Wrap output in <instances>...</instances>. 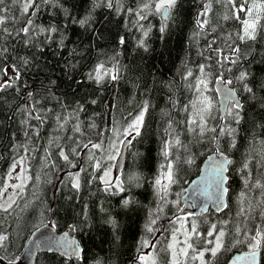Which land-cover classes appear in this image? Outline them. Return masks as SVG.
<instances>
[{"label": "trees", "instance_id": "16d2710c", "mask_svg": "<svg viewBox=\"0 0 264 264\" xmlns=\"http://www.w3.org/2000/svg\"><path fill=\"white\" fill-rule=\"evenodd\" d=\"M140 2L121 0L123 7L117 14L103 0H97L98 7L93 5L92 0H60L62 7L45 6L36 22L60 26L67 36L66 48H58L52 43L44 46L41 53L36 48L24 49L16 41L8 44L11 56L36 57L34 63L39 71L32 69L25 75V80L31 85L34 99L40 101L37 110L43 122L32 119L29 121L31 127L21 124L25 114L18 109L28 100L23 89L19 96L9 91L0 97V205H3L2 191L7 173L21 157L30 177L9 212L0 211V233L9 237L4 247L0 248V256L5 257L4 264H8L9 259L13 264L19 262V255L29 235L44 223L52 224L58 231L68 230L76 236L83 248L82 258L41 252L34 264H130L137 260L140 254L137 249L145 238L150 244L155 243L156 248H143L140 251L155 253L157 264H170L172 250L168 245L172 231L179 223L177 217L196 222L200 235L193 236L191 243L197 250L210 247L207 242L215 241V233L212 236L207 234L211 226L226 221L223 225V243L227 250L222 249L216 259L205 253V260H212V264H227L236 252L248 251L249 238L255 235L257 228L264 229V215H261L264 212V40L240 44V61L235 65L226 64L224 69L215 63L217 58L213 56L206 78L209 90L203 87L200 90L202 93L206 91L212 98L213 110L207 129L231 128L235 131L232 136L221 135L219 131H206L201 135L198 126L190 121L196 119L198 124L201 123L199 117L194 115L193 105L198 103L196 100L200 97L195 87L197 77L201 75L199 65L209 63L205 59L208 55L206 45L219 37L214 47H224V36L240 31L241 21H223L221 17L229 12V8L214 3L210 17L220 27L216 33L193 38L202 0H178L166 21L155 11L147 14L143 20H137L134 14L129 15L126 9H136ZM241 2L244 0H237L238 4ZM4 6L10 7L11 0H5ZM65 9L70 16L65 14ZM89 12L91 20L85 26L73 22ZM12 14L20 13L13 8ZM240 16L242 20L245 14L240 13ZM141 25L149 32L147 37H143ZM12 26L10 22L5 25ZM162 26H165L164 32L160 31ZM121 36L125 37L124 45L119 44ZM141 38L145 39L147 50L137 47V41ZM73 48L76 54L69 56ZM202 51L204 56L200 55ZM117 61L121 69L119 81L98 86L87 79V74L98 63L105 62V66L111 68ZM68 64L73 67L68 68ZM3 66V62H0V67ZM228 68L232 71H227ZM188 70H192L193 75L185 79ZM242 71L249 74L246 82L254 88L255 98L244 92V82L236 79ZM221 74L225 81H232L230 86L238 92L243 105L239 124L228 114L220 119L218 96L213 83ZM92 99L98 103L91 104L89 101ZM145 101L149 108L145 113L141 135L132 139L124 166L115 175L124 182L125 191L116 195L105 192L103 183L98 179L91 185L84 184L79 194L62 185L66 173L78 169L69 168L58 158L57 145L75 147V139L83 143L87 139L99 142L97 133L103 131L105 134L101 139L104 140L105 151L98 152L97 157L103 156V167L111 170L117 158L115 149L120 150L119 141L126 139L123 130L137 114L138 105ZM79 104L84 105V111L74 113ZM49 109L50 112L47 111ZM58 114L67 118L63 128L58 127ZM93 122L97 127L89 129L87 125ZM77 123L84 136L72 131ZM113 128L118 129L120 135L110 131ZM165 141L170 145L167 160L161 151ZM233 141L235 147L231 146ZM212 152H222L232 162L227 171V206L220 212L209 210L197 216L179 215L185 187L199 174L203 160ZM46 155L50 157L48 167H44ZM82 156L84 159L70 158L84 166L87 153H82ZM108 156H115V159L108 160ZM189 159L192 163H185ZM168 161L173 162L176 183L169 186L164 196L167 203H163L153 182L167 170ZM245 162L249 163L247 169L243 168ZM53 163L55 168L52 167ZM161 165L165 167L161 168ZM97 174L103 175V171L98 170ZM133 174L139 176V180L130 184L128 177ZM89 178L90 175L82 174V183ZM257 181L261 187L252 186ZM166 182L162 180V183ZM126 198H131L135 203L123 207L122 201ZM85 204L88 206V222L82 224ZM242 207L246 211L244 215H239ZM150 213L153 218L159 216L154 225L155 234L146 233L144 229ZM107 219L117 223L115 231L111 225L104 223ZM70 225H76L77 230L71 231ZM193 255L178 264H197L191 258ZM260 264H264V248L260 249Z\"/></svg>", "mask_w": 264, "mask_h": 264}, {"label": "snow or ice", "instance_id": "6c2138e0", "mask_svg": "<svg viewBox=\"0 0 264 264\" xmlns=\"http://www.w3.org/2000/svg\"><path fill=\"white\" fill-rule=\"evenodd\" d=\"M104 4L109 9H113L119 14L122 10L121 0H103ZM94 6H100L97 3V0H92ZM178 0H141L140 4L136 9L127 8L126 11L129 15H135L137 20H143L147 18V14L155 11L160 14L164 20L166 21L169 18V13L176 7ZM221 4L226 8H229V12L225 13L221 19L223 21H228L229 19H235L241 21L240 31L236 33H228L224 36V47H214L217 44V39L219 37L213 38L206 45V51L208 52L207 57L205 59L209 61L208 64H200L199 72L200 77H197V83L195 85L197 92L200 93V99L198 97L199 103L202 107L199 109L197 115L199 116V121L201 123L198 124L196 119L190 121L191 124L197 125L199 128V132L203 135L206 131L217 132L221 135L232 136L234 133V129H225V128H211L207 129L204 125L206 124L205 117L203 113H210L212 110V102L206 97L203 96V93L200 91L201 88H207L206 78L208 75V69L212 66L211 62L213 61V56L217 59L215 63L219 65L221 69L225 68L226 64L235 65L240 61V44H248V42H259L260 40H264V0H244V2L237 3V0H202V8L197 13L196 19V28L197 30L193 34V38H199L201 36H207L211 33H216L220 25L218 23L214 24L212 18L210 17V13L213 11V4ZM5 0H0V62H3L4 66L0 67V97H3V94L8 93L9 91H13L17 96H19L21 90H24L25 96L28 98L25 104L18 109L25 115L21 119L22 125H29V121L32 119L40 120L43 122L42 116L38 113L37 105L40 103L39 100L34 99V92L31 91V85L25 80V75L30 72L32 69H36L39 71L38 66L34 63L36 57L29 55H15L11 56L8 44L12 41H16L18 44H22L24 49H38L41 53L44 52V46H50L52 43H55L58 48H66L67 45L65 41L67 40V36L63 34L60 26L54 23L48 24H38L36 22L37 16L41 13L42 9L45 6L53 5L62 7L60 4V0H11V6L5 7ZM15 8L19 11V15L12 14V9ZM240 13H244L245 16L241 20ZM65 14L70 16L67 9H65ZM91 20V14H89L83 18H80L78 21L74 20L73 22L79 23L81 27L85 26ZM11 23L12 27H5L7 23ZM140 30L143 32V37H147L149 32L143 29V26H140ZM67 31V26H64V32ZM161 32L165 31V26H162L160 29ZM231 41V43H229ZM238 42V43H237ZM126 43L125 37L121 36L119 38V44L124 45ZM137 47L144 48L147 50L146 41L144 38H141L137 41ZM225 49H227V54H225ZM76 54V49L73 48L69 51V56H74ZM201 56H204V51L200 53ZM114 59V58H113ZM11 60L9 63L8 61ZM68 68H72L73 65L68 64ZM227 71H232L231 68L226 69ZM193 75L192 70H188L185 79L191 77ZM248 73L245 71L240 72L239 76L236 78L238 81L243 83L244 92L251 94L253 98H255L254 88L250 87L246 82L248 79ZM87 79L97 84L98 86H103L105 83L117 82L121 79V69L119 62L117 61L112 65L111 68L105 66V62L98 63L88 74ZM217 80L222 83L231 84L232 81H223L222 74L216 77ZM51 83H55L52 81ZM43 86V85H42ZM191 87V85H189ZM229 104L224 108V112L228 115H231L237 124L240 123L241 110L243 105L241 102L235 98L234 90H228ZM47 99V97H46ZM29 101H31L29 103ZM91 104H97L98 101L92 99L89 101ZM195 107V104L193 105ZM149 104L145 101L143 104L138 105V112L135 114L134 118L128 123L127 128L123 130V135L126 137L125 140L119 141L120 144L128 146L131 144L132 139L141 135V128L145 123V113L148 111ZM51 111V109L47 110ZM84 111V105L79 104V106L73 110L74 113H79ZM35 113V115H34ZM99 115V114H96ZM132 115L131 113L129 114ZM56 120L58 122V127L63 128L67 123V118L62 115H57ZM29 127H31L29 125ZM87 127L89 129H95L97 125L93 122L88 124ZM74 133L79 134L80 136H84V132L81 129L79 123L75 125L72 129ZM115 135H120V131L116 128L110 129ZM134 133V135H133ZM104 132L101 131L97 133V139L99 142H93L92 139H87L86 143H83L79 139H75V147L69 146L67 148L60 147L57 145L58 158L63 160L65 164L68 165L71 169H78L77 171H68L65 175L61 184L70 188V190L74 191L76 194H79L84 184L91 185L97 179L103 183L104 188L103 191L108 192L112 195H116L119 192H124V182L121 181L120 177L112 178L110 175L111 170L104 168V160L103 156L97 157L98 152H104V140L101 137L104 136ZM27 136V131L25 132ZM130 137V138H128ZM58 139V138H57ZM68 139H73V137H68ZM215 139V137H213ZM50 143H52L50 141ZM178 144L179 141L177 140ZM232 147H235V141H233ZM115 145L113 144V148ZM169 143L167 141L164 142L162 148V155L167 160L169 156ZM27 151V149H25ZM116 155H121L119 149H115ZM82 153H87L86 163L84 166H80L74 162V160L70 157H78L80 159H84ZM218 156L220 157V162L216 164L215 174L211 179V184L214 188L215 193V203L217 205V211H220L222 207H226L224 204V195L227 193L228 188L225 186L228 180L227 175H225L227 169L226 165L232 163L229 159H227L222 152H218ZM50 157L46 155L44 167H48V160ZM108 160L115 159V156H108ZM24 158L21 157L19 161H15L11 168L15 169L18 164H23ZM185 163L191 164L192 160L189 159L185 161ZM257 163H261L257 161ZM52 167L55 168V163L52 164ZM165 165H161V168H164ZM249 167V163L245 162L243 165L244 169ZM166 171L163 172L160 176H158L154 182L153 186L156 189L157 195L160 196V199L163 203H167L164 200V196L167 195L168 188L171 184L176 183L174 178V169L173 162L168 161L166 165ZM91 170V171H90ZM103 171V175H98L97 172ZM21 171L25 170L21 168ZM82 174L90 175V178L83 181L82 183ZM250 175V174H249ZM20 178L19 176L17 177ZM30 177L24 176L23 182H26ZM37 180L40 179L39 176L36 177ZM139 180V176L133 174L128 177V182L130 184L135 183ZM163 181H167L166 183H162ZM247 186V180L245 181ZM253 187H261L259 181L256 182ZM14 188H19V190L23 191V183L20 185H13ZM196 193L194 192V195ZM241 197H244V193L241 194ZM11 199V198H10ZM15 201L13 200L12 203ZM12 203H7L6 205H0V211L9 212L12 208ZM135 201L131 198L123 199L122 206L127 208L130 205L134 204ZM87 204L84 205L83 215L85 219L81 222L85 224L88 222V213H87ZM206 210V206H205ZM104 211V209H101ZM157 211H162V209H158ZM245 209L242 207L240 209L239 215H244ZM193 215L189 213V216ZM264 215V212L261 213ZM157 219L159 216L155 218L152 217V213L149 214V218L147 223L144 225V229L146 233L155 234L154 225L157 223ZM184 217H177V221L180 222V228L175 229L173 232V242L169 243L168 248L172 250V260L170 264H178L177 256L187 257L189 254V249H192L196 254L191 258L193 260H199L200 264H212V260H205V253H209L213 259L217 258L218 253L221 252L222 249H225V245L223 243V239L225 236V231L223 225L227 222H222L220 224H213L211 229L208 231V235L212 236L215 233V241H208L207 243L211 245L210 247H204L200 250H197L194 247V244L190 241L193 236H199L200 233L198 231V227L195 221L191 223L190 231L184 228ZM175 222V221H174ZM104 223L109 224L113 227L115 231L118 227L117 223L112 219H107ZM71 231H76V225L69 226ZM183 230L184 240L183 247H179L177 250V244L181 243L176 240L175 234L176 232H180ZM239 227H237L236 232L239 234ZM69 233L64 234L63 239H56L55 237L47 238L45 241V246L54 245L57 250H62L64 255L75 256L77 259H81V252L83 251L80 246L76 242H69L67 237ZM9 239L8 235L0 233V248L4 247L5 241ZM239 243V241H237ZM156 248L155 243L149 242L147 238L142 239L140 241L139 247L137 249L140 254L137 256V260L140 264H157L156 255L153 252L143 253L140 250L143 248ZM264 248V229L257 228L255 231V235L249 238L248 243V251L237 255L233 258V260L238 262H243V264H257V255L258 250ZM51 250V249H50ZM5 257L0 256V264H4ZM8 264H13L11 259L8 260Z\"/></svg>", "mask_w": 264, "mask_h": 264}, {"label": "water", "instance_id": "95a60500", "mask_svg": "<svg viewBox=\"0 0 264 264\" xmlns=\"http://www.w3.org/2000/svg\"><path fill=\"white\" fill-rule=\"evenodd\" d=\"M223 81L225 80L223 79ZM213 87L218 96V111L220 114V119L222 120L226 114L224 112L225 106L226 105L228 107L230 106L229 99L227 98L228 90L229 89L234 90L235 98L238 99L240 102L241 100L238 92L233 87H231L230 84L222 83L221 81L216 79L215 82L213 83ZM128 146L121 144L120 147L121 155L117 156L113 164L115 175H118L124 166ZM224 156L227 159H229L225 154ZM219 162H220V157L218 156V152L210 153L203 160L199 174L196 177L192 178V180H190V182L187 184V186L184 189V193L181 196L182 208L179 211V215H184V214L189 215V213H192L193 215H200L202 213L208 212L209 210H213L215 212H220L224 210L225 207H222L220 211H217V205L214 202L215 201L214 188L211 184V179L215 174L216 164ZM228 165H226L227 171H228ZM227 171L225 175H227ZM194 192L196 193L195 195ZM227 196H228V191L224 195L225 205H227ZM205 206H206V210H205ZM65 233H69V236L67 237L69 242H73V241L76 242L83 250L81 244L79 243L78 238L73 234H71L68 230L58 231L52 224L44 223L38 226L37 228H35L29 235L27 241L25 242L23 250L19 255V262L17 264H34L38 254L41 252H55L67 258L75 257V256L64 255L63 251L57 250L54 245H50L47 247L45 246V241L47 238L55 237L56 239H63ZM245 252L247 251L236 252L229 259L227 264H243V262L235 261L233 260V258ZM130 264H140V262L138 260H133ZM257 264H260V250H258Z\"/></svg>", "mask_w": 264, "mask_h": 264}, {"label": "rangeland", "instance_id": "374dc122", "mask_svg": "<svg viewBox=\"0 0 264 264\" xmlns=\"http://www.w3.org/2000/svg\"><path fill=\"white\" fill-rule=\"evenodd\" d=\"M206 90H209V88L207 87ZM203 96H206L212 102L211 96L206 91L203 92ZM200 99H203V97H200ZM196 101H198V103H196V105H195V107L193 109L194 110L193 112H194V115L198 116L197 113H198L199 109L202 107V105L199 103V100L198 99ZM212 110H213V104H212ZM212 110H211L210 113H203V115L205 117V120H206V124L204 125L206 128H209L210 127L209 120L211 118ZM21 168H23L25 171L22 172L21 171ZM110 175H111L112 178H115L116 177L115 174H114L113 167L111 168ZM18 176L20 177L19 179L17 178ZM24 176H27L28 177L26 165L24 163L22 165H19L18 164V166L15 169H13V168L10 167V169H9V171L7 173L6 180H5V183H4V186H3V191H2V198H3L2 199V204L3 205H6L7 203H12L13 200L15 201L17 195L19 193H21V191L19 190V188H14L13 185H20V184L23 183V189H24L25 184L28 181L27 180L26 182H23ZM192 221H194V220H190V219L185 218L184 219V228H186V229H188L190 231ZM180 226L181 225H180V222H179L176 225V227L173 229L172 235H171V238H170V243L173 242V232H174V230L180 228ZM175 238H176L177 241L181 242V243L177 244V250H178L179 247H183V243H182L183 240H184L183 230L180 231V232H176ZM146 253H148V252H146ZM191 254H194L195 255L196 253L193 252V250L190 251V249H189L188 257H190ZM171 256H172V253H171ZM184 259H186V257H184V256H177L178 263L183 262ZM171 260H172V257H171ZM196 263L197 264H200V261L199 260H196Z\"/></svg>", "mask_w": 264, "mask_h": 264}]
</instances>
